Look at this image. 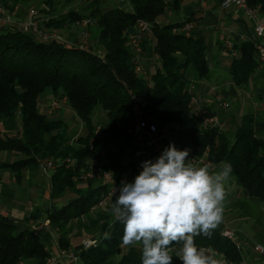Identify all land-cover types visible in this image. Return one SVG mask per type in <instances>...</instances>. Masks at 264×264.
<instances>
[{
  "label": "trees",
  "instance_id": "1",
  "mask_svg": "<svg viewBox=\"0 0 264 264\" xmlns=\"http://www.w3.org/2000/svg\"><path fill=\"white\" fill-rule=\"evenodd\" d=\"M26 1L0 0L9 13ZM181 1L130 0L128 10L105 11L92 3L88 15L68 11L46 23L56 30L87 17L88 31L101 45L102 54L83 43H67L55 36L42 39L0 25V150L20 153L18 160L6 164L17 174L25 167H40L45 159L53 162L49 199L62 205H50L44 212L48 225L57 231L59 248L68 251L73 239L102 233L95 246L78 253L81 264H141L142 246L122 244L123 225L111 212L114 199L96 207L107 198L109 185L97 178L79 185L75 179L95 164L110 171L119 183L132 182L140 170L129 158L134 150L129 128L138 119L157 126L172 124L177 149H189L195 157L205 155L211 163H230L231 176L249 196L264 203V139L253 129V115H242L232 130L219 124L204 128L203 117L215 113L205 109L204 114H195L190 105L193 84L210 73L205 40L174 31L185 21L158 23L166 10L178 9ZM246 1L264 9V0ZM139 20L151 23L140 34L142 53L159 60L149 75L144 67L142 73L134 69L136 52L128 28ZM233 48L236 54L227 65V75L234 84L245 85L259 65L255 44L245 40ZM263 86L264 77L255 92L260 95ZM45 94L56 101L64 99L82 123L84 131L75 140L60 115L51 117L39 109ZM98 111L104 119L96 120ZM220 230L214 229L211 238L196 236V244L237 264L241 255ZM181 245L169 246L173 264H181ZM117 254L120 257L114 260ZM49 257L39 233L17 229L12 219L0 213V264H44Z\"/></svg>",
  "mask_w": 264,
  "mask_h": 264
},
{
  "label": "crops",
  "instance_id": "2",
  "mask_svg": "<svg viewBox=\"0 0 264 264\" xmlns=\"http://www.w3.org/2000/svg\"><path fill=\"white\" fill-rule=\"evenodd\" d=\"M129 1L27 0L21 8L16 6L10 15L13 18H24L27 9L34 7L38 11L39 27L42 30L67 43H83L97 54H102L101 45L88 31L89 19L87 17L81 21L68 23L62 29L56 30L46 27V23L51 18L59 17L68 11L88 15L92 3L97 4L101 9L102 7H119L128 10L130 9ZM83 20H88V22L84 24ZM180 21L192 23L193 27L190 33L196 37L202 36L206 43L210 73L193 84L192 89L196 98L193 106L215 113L219 125L224 130L234 129L239 123L240 117L250 113L254 117L253 129L264 139V88L260 95L255 92L258 82L264 77V61L259 63L247 84L236 85L227 75V65L232 56L224 45L225 39L232 45L251 38L261 40L259 36L255 35L254 37L253 28L258 22L264 23V9H259L256 18L253 19L245 16L241 9L235 7L223 9L219 5V0H182L178 9L166 10L158 23ZM0 25L2 24L0 23ZM84 31L88 34L87 38L83 34ZM140 34L136 25L128 28L129 37L138 36L140 38ZM139 63L149 75L159 60L152 55L142 53ZM218 98H221L228 106H221ZM53 102L52 95L45 94L40 100L39 109L41 111H44L45 107L52 109L54 108ZM164 126L166 131L161 137L147 146L146 157L148 160L155 161L170 143H174L173 125L165 124ZM137 144L138 141L134 139L133 149L137 147ZM20 156V153L16 151L0 150V213L12 219L17 229L30 228L39 233L45 249L55 264H81L78 253L83 250V239L79 243L72 244L70 250L63 252L57 244V231L48 225V219L44 212V209L50 205H62L60 200L51 202L49 199L50 175L53 169L47 173L43 165L38 166L37 169L36 167H25L21 173L17 174L15 168L6 166V164L18 160ZM129 158L135 160L133 155ZM187 159L195 167H209L211 172L219 171L222 166L208 162L205 155L200 157L189 155ZM83 184L84 182L80 181L79 185ZM110 199H114V196L107 197L103 201V205ZM224 226L235 230L237 238L242 243L245 264H264V250L256 249V245H261L264 249V203L257 197L249 196L234 176H231L226 184L223 219L217 227ZM101 235L102 233H96L92 237L98 240ZM70 253H73L74 256ZM209 253L221 260L222 264H231L221 253ZM119 257L120 254H117L113 258L117 260Z\"/></svg>",
  "mask_w": 264,
  "mask_h": 264
},
{
  "label": "clouds",
  "instance_id": "3",
  "mask_svg": "<svg viewBox=\"0 0 264 264\" xmlns=\"http://www.w3.org/2000/svg\"><path fill=\"white\" fill-rule=\"evenodd\" d=\"M188 156L189 149L170 143L155 161L142 162L132 182L122 180L119 189L114 187L111 212L123 225L122 244L142 246L141 264H173V243L182 244L181 264H222L198 247L195 237L211 238L221 223L233 169L223 163L211 172L193 166Z\"/></svg>",
  "mask_w": 264,
  "mask_h": 264
},
{
  "label": "built area",
  "instance_id": "4",
  "mask_svg": "<svg viewBox=\"0 0 264 264\" xmlns=\"http://www.w3.org/2000/svg\"><path fill=\"white\" fill-rule=\"evenodd\" d=\"M219 5L223 9H227L230 7H235L238 9H241L243 11V14L249 18L255 19L258 13L259 8L258 7H251L248 5L246 0H219ZM88 20H83L82 23H87ZM0 23L2 25H5L9 28L13 29H19L25 32H29L37 37H40L42 39H49L53 37L52 34H49L42 30L39 27V18H38V11L34 7H30L27 9L26 17L24 18H13L9 11L3 6V4L0 2ZM137 29L140 33L146 32L151 27V23L145 20H139L137 21ZM193 25L190 22L184 23L183 26H181L179 29H174V31H181L184 34L188 35L190 34V31L192 29ZM254 37L259 36L261 40H255V38H251L249 40L253 41L255 44V57L260 62L264 61V23L258 22L254 25L253 28ZM85 38H87V32H83ZM130 43L135 49L136 55H135V62H134V69L138 73H142L143 69L141 64L138 62V59H140L142 55L141 45H140V38L138 36L130 37ZM224 45L228 49L230 55L233 57L236 54L235 49L233 48V45L230 41L227 39L224 40ZM64 100V99H63ZM219 103L221 106L227 107L228 104L221 100V98H218ZM65 101V100H64ZM196 102L195 96L191 97L190 105L193 107L195 114H204L206 111L205 109H201L198 107H194L193 104ZM54 107H58V101L54 100L53 102ZM219 124V120L217 115H206L202 119V127H210L215 126ZM166 131V128L164 125L157 126L156 123L153 122H147L144 119H138L136 122L129 128V132L132 134L135 140L138 141L137 147L133 150V156L135 157V163L134 167L137 170L142 171L141 164L143 161L148 160L146 157V149L147 146L152 144L156 139L161 137V135ZM42 165L44 170L48 173L50 170L53 169L54 164L51 160L45 159L42 161ZM88 178H97L100 179L103 183H107L109 185V192L107 197L114 196L113 190L114 187L116 189H119L121 186V183L117 182L112 173L108 170L101 169L99 166H96L95 164H92L86 171L79 174L75 179L76 181H85ZM118 195V192H117ZM103 206V201L98 203L96 207ZM220 234L227 240H229L235 247V249L240 253L241 259L237 264H245L243 260V253H242V243L237 238L236 232L234 229L224 226L220 230ZM97 239L95 237H88L82 240V248L83 250L88 249L90 247H93L97 244ZM181 247H178V250L181 251ZM204 248L206 251L212 252V253H219L216 250L209 249L206 247ZM256 249L259 251H263V247L261 245H256ZM64 252V250H63ZM70 255L74 256L73 253H70ZM44 264H55L54 260L52 258H48Z\"/></svg>",
  "mask_w": 264,
  "mask_h": 264
},
{
  "label": "rangeland",
  "instance_id": "5",
  "mask_svg": "<svg viewBox=\"0 0 264 264\" xmlns=\"http://www.w3.org/2000/svg\"><path fill=\"white\" fill-rule=\"evenodd\" d=\"M106 9H108V8L102 7L101 10L104 11ZM82 13H85V12H82ZM58 105H59L58 107H54L52 109H50V108L47 109V107H45L44 112L47 113L51 117H56V116L60 115L66 121L67 125L69 126V130L72 131V133H74L73 140H75L78 135L83 133V131H84L83 125L63 99H60L58 101ZM99 119L100 120L104 119L103 112H101V111L97 112L96 120H99ZM37 168L38 167H36V169ZM81 184H82V182H81ZM80 238L81 237H79V238L77 237L76 239H73V244L79 243Z\"/></svg>",
  "mask_w": 264,
  "mask_h": 264
}]
</instances>
